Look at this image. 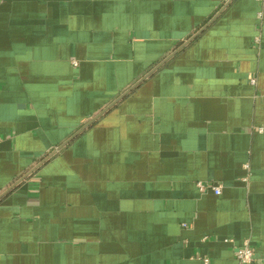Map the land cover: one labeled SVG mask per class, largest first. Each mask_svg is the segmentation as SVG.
<instances>
[{
	"label": "crops",
	"instance_id": "1",
	"mask_svg": "<svg viewBox=\"0 0 264 264\" xmlns=\"http://www.w3.org/2000/svg\"><path fill=\"white\" fill-rule=\"evenodd\" d=\"M245 240L264 263V0H0V264Z\"/></svg>",
	"mask_w": 264,
	"mask_h": 264
},
{
	"label": "built area",
	"instance_id": "2",
	"mask_svg": "<svg viewBox=\"0 0 264 264\" xmlns=\"http://www.w3.org/2000/svg\"><path fill=\"white\" fill-rule=\"evenodd\" d=\"M257 40L258 38L256 36L255 41ZM248 81L251 85L255 84V78L252 76H248ZM195 185L200 193H205L208 191L213 192L216 195L220 193V186L214 182L198 181ZM235 257L238 264H251L253 262V248L247 240H245L241 246L235 249ZM203 264H208L207 258H203ZM260 264L264 263L260 262Z\"/></svg>",
	"mask_w": 264,
	"mask_h": 264
}]
</instances>
